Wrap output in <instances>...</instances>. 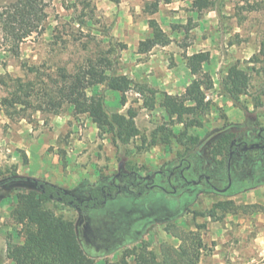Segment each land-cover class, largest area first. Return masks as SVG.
<instances>
[{
  "label": "rangeland",
  "instance_id": "1",
  "mask_svg": "<svg viewBox=\"0 0 264 264\" xmlns=\"http://www.w3.org/2000/svg\"><path fill=\"white\" fill-rule=\"evenodd\" d=\"M13 1L0 0V7ZM44 1L47 18L41 29L20 44L18 55L8 51L0 30V100L9 95L16 78L33 80L36 89L41 88L58 78L59 68L73 72L101 56L111 60L110 73L121 74L120 51L125 44L112 34L116 14L106 15L99 0ZM179 6L183 11H174L166 34L173 41L171 50L180 56L171 54L169 64L185 62L188 53L204 49L211 56L210 50L214 51L203 69L213 80V87L206 91L210 109L201 117V125L187 128V134L169 144L150 145L149 136L158 125L167 124L177 136L184 126L167 116L160 106V94L153 97L154 107L147 108L145 100L151 95L139 93L142 83L135 82L123 104L119 92L104 85L92 82L87 89L88 95L103 96L111 119L125 115L128 109L136 113L140 137L128 143L115 140L110 131H99L87 115L68 105L58 115L26 108L21 111L25 118L15 115L13 120L0 110V182L13 178L14 173L42 178L43 161L36 157L29 164L25 152L38 144L44 152L37 154L54 172L49 179L80 198L88 197L93 186L118 182L122 174L152 177L154 184L176 189L166 193L148 188L141 195L120 192L86 217L68 206L50 203L56 214L74 221L92 264L115 262L125 249L138 247L142 241L158 253L162 243L179 246L195 239L202 242L200 264H264V147L226 156L233 139L252 143L259 131L264 135V0H214V6L200 14L193 10L192 0ZM234 64L250 76L248 93L237 101L221 84ZM228 133L234 137L226 142ZM189 136L197 142L192 144ZM182 159L190 165L185 162L168 184L170 171ZM181 169L189 180L209 175L218 190L205 180L185 182ZM25 189L28 185L20 181L0 186V264H12L7 244L22 242L18 236L21 226L12 209L16 194ZM221 200H233L238 207L229 212L218 210L215 219L198 215Z\"/></svg>",
  "mask_w": 264,
  "mask_h": 264
},
{
  "label": "trees",
  "instance_id": "2",
  "mask_svg": "<svg viewBox=\"0 0 264 264\" xmlns=\"http://www.w3.org/2000/svg\"><path fill=\"white\" fill-rule=\"evenodd\" d=\"M110 1L116 4L120 2ZM172 1L148 0L143 5V12L152 15L159 10L161 3ZM213 6L214 0H192V8L197 14ZM46 7L44 0H15L0 7L2 39L13 55L19 54L20 44L26 38L41 29L47 18ZM147 24L150 35L139 42V52L147 53L155 46H166L172 42L154 18H148ZM209 57L208 51H198L186 56L185 65L194 77L182 94L160 92L147 84H138L139 93L147 92L151 95L145 100L147 108L154 107L153 97L160 94V106L165 109L167 116L174 119L175 123L183 125L185 130L177 136L172 128L162 123L151 132L150 145L169 144L172 139L187 134V128L201 125V117L210 109L206 91L213 87L211 75L203 70ZM112 67L111 60L101 56L75 68L73 72L59 68L58 78L52 79L51 85H43L37 89L33 80L16 78L9 95L0 100V110L9 120H13L15 115L25 118L21 111L26 108L33 107L35 111L42 110L58 115L64 105H68L74 112L87 115L99 131H110L115 140L128 143L140 137L134 120L136 113L128 109L125 115L111 119L105 110L103 96L98 93L87 94V89L94 82L119 92L121 104L126 102V93L131 89L132 81L127 75L110 73ZM221 84L226 94L237 101L248 93L250 76L245 69L234 64L227 69ZM233 137V133H228L224 139L227 142ZM188 139L192 144L197 142L195 137L189 136ZM229 154L228 146L226 156ZM13 175V178L1 181L0 186L20 181L26 183L28 189L16 194V205L12 209V215L21 226L18 236L22 239L20 243L7 244L6 254L12 264H92V259L81 247L74 221L56 214L49 206L50 203L68 206L81 217H86L91 209L101 207L120 192L141 195L146 190L136 173L120 175L122 184H130L126 188L117 187L113 182L93 186L85 198L47 181L21 177L16 173ZM236 207L238 206L233 200H221L198 215L215 219L218 210L229 212ZM201 248L202 242L195 239L187 245L183 243L179 246L162 243L156 253L149 249L146 241H142L140 246L125 249L117 261L107 264H200Z\"/></svg>",
  "mask_w": 264,
  "mask_h": 264
},
{
  "label": "crops",
  "instance_id": "3",
  "mask_svg": "<svg viewBox=\"0 0 264 264\" xmlns=\"http://www.w3.org/2000/svg\"><path fill=\"white\" fill-rule=\"evenodd\" d=\"M146 1L148 0H120L116 4L110 0H99V7H105L104 13L106 15L116 14L118 18L113 26L112 34L125 44V48L120 51L121 74L127 75L132 82L147 84L169 94H180L191 82L194 75L191 74L183 61H178L175 65L169 64L168 57L171 54L173 57L180 56L178 51L171 50L173 41L166 46H155L147 53L139 52L138 44L150 35V28L147 24L148 18H154L163 31L167 32L168 24L173 23L174 11L179 9L182 12L183 10L180 9L179 5H184L185 0H173L167 4L161 3L159 10L152 15L143 12V5ZM201 51L207 50L202 49ZM210 52L212 53L210 57L213 58V49ZM191 54L188 53L187 55ZM35 146L30 147V149L27 148L25 152L29 158V164L36 157L41 158L45 168L44 176L41 178L38 174L28 173L27 177L55 184V181L49 179L54 173L52 169L49 171L50 163L37 154L44 152V146L41 149L38 144ZM52 163L55 167L58 161Z\"/></svg>",
  "mask_w": 264,
  "mask_h": 264
},
{
  "label": "flooded vegetation",
  "instance_id": "4",
  "mask_svg": "<svg viewBox=\"0 0 264 264\" xmlns=\"http://www.w3.org/2000/svg\"><path fill=\"white\" fill-rule=\"evenodd\" d=\"M264 147V135L262 133V130L259 131L257 133V136H256V139L254 140V142L252 143H248L247 141H244V140H241L240 138H235L232 140L231 142V145H230V154H229V157L231 158L232 155H234L235 153L240 156L246 152H248L249 150H254V149H259V148H263ZM234 148V149H233ZM240 151V152H238ZM187 163V165L189 166V162L186 160V159H182L180 160L179 164L174 167L168 177H167V182L168 184H171L172 183V178L174 177V174L177 170L180 169V167L184 164V163ZM180 177L182 180H184L185 182H192V183H200L202 182L203 180H205V182L210 186L212 187L213 189L215 190H218V188H216L212 178L209 176V175H206V174H199L197 180H189L185 174H184V171L181 169L180 170ZM229 181H230V178H228ZM140 181H142V184L145 186L146 189L148 188H155V189H159L163 192H166V193H174L176 191V189L174 187L173 188V191L169 190L167 187H163L161 185H156L154 184V180L152 177H148L147 179H145L144 177L140 179ZM114 185L117 186V187H123V188H126L127 185H130L129 182L125 183V184H122L121 182V179L119 177L118 179V182L115 180L114 182ZM131 183V182H130Z\"/></svg>",
  "mask_w": 264,
  "mask_h": 264
},
{
  "label": "water",
  "instance_id": "5",
  "mask_svg": "<svg viewBox=\"0 0 264 264\" xmlns=\"http://www.w3.org/2000/svg\"><path fill=\"white\" fill-rule=\"evenodd\" d=\"M145 178H148V176H146ZM229 186V185H228ZM228 187H226L225 189L221 190V191H225Z\"/></svg>",
  "mask_w": 264,
  "mask_h": 264
}]
</instances>
